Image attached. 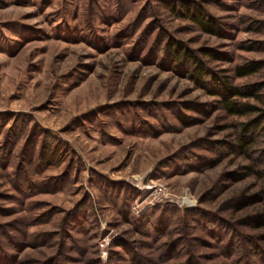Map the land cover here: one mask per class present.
I'll use <instances>...</instances> for the list:
<instances>
[{
	"label": "rangeland",
	"instance_id": "1",
	"mask_svg": "<svg viewBox=\"0 0 264 264\" xmlns=\"http://www.w3.org/2000/svg\"><path fill=\"white\" fill-rule=\"evenodd\" d=\"M0 264H264V0H0Z\"/></svg>",
	"mask_w": 264,
	"mask_h": 264
},
{
	"label": "trees",
	"instance_id": "2",
	"mask_svg": "<svg viewBox=\"0 0 264 264\" xmlns=\"http://www.w3.org/2000/svg\"><path fill=\"white\" fill-rule=\"evenodd\" d=\"M194 20L197 23H199L205 31L208 32L215 31L214 27L211 24L206 23L204 20H202V18L195 17ZM180 50H181L180 45H178L177 49L174 50L168 48V54L171 56L173 60H176L179 59L181 56ZM211 55L214 57V59H220L219 56L213 53ZM186 57L189 58L190 56L185 53L184 55H182L181 58L184 59ZM252 71H253L252 69L243 67V68H237L235 72L237 77H242L249 75L250 73H252ZM205 73L206 70L202 66V64L200 62H196V68L192 70V74H191L193 79L197 83L203 84L204 83L203 77ZM206 86L208 87V85ZM210 86L214 91L213 95L219 97L218 106L223 108L225 111H227L229 115H234V116L243 115L244 110H247L245 109V107H240L234 101V98L240 97L242 95L244 97H253L255 96L254 93L257 92V91L254 92V90H256V88H254V90H248L243 94L242 92H240V90L237 87L231 86L227 81H223L221 84H219L216 83L214 79L211 80ZM259 124L260 122L258 120H251L242 125L241 134L240 137L238 138V143L233 147V149L237 153H239L240 155H246V153L251 148V146H253V144L255 143V135H256L255 129L258 127ZM256 174L259 175V173Z\"/></svg>",
	"mask_w": 264,
	"mask_h": 264
}]
</instances>
